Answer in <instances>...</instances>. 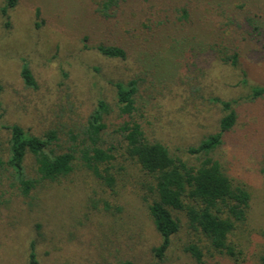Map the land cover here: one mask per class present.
<instances>
[{"label": "rangeland", "instance_id": "rangeland-1", "mask_svg": "<svg viewBox=\"0 0 264 264\" xmlns=\"http://www.w3.org/2000/svg\"><path fill=\"white\" fill-rule=\"evenodd\" d=\"M103 1L20 0L3 14L0 0V156L9 139L5 127L11 125L39 138L56 132L58 143L52 148L60 152L99 100L113 110L104 118L107 124L121 122L113 84L135 79L138 120L146 129L151 124L155 136L177 154L216 129L220 108L213 98L235 101L238 120L230 137L240 142L242 153L234 166L249 168V161H243L248 155L254 158L253 153L259 159L252 172L257 177L255 171L264 169V95L252 100L250 92L252 87L264 89V0H132L115 19L103 16ZM183 7L194 25L187 34L176 35V44L155 49L145 30L147 17L154 13L163 20ZM97 46L121 47L127 57L108 59ZM233 55L235 67L227 62ZM23 63L35 88L22 81ZM25 165L32 174L31 159ZM84 182L77 172L71 180L41 187L33 200L14 196L12 189L6 190L14 195L3 194L1 188L0 264H25L33 241L38 264H104L100 241L110 221L130 229V241L138 246L131 251L124 244V249L137 258L135 264H193L182 251L191 238L184 221L165 260L156 261L148 251L158 238L141 195L132 190L121 194L123 218L115 223L86 213ZM255 182L253 231L264 225V185ZM239 244L243 255L238 264H258L257 236L240 238Z\"/></svg>", "mask_w": 264, "mask_h": 264}, {"label": "trees", "instance_id": "trees-1", "mask_svg": "<svg viewBox=\"0 0 264 264\" xmlns=\"http://www.w3.org/2000/svg\"><path fill=\"white\" fill-rule=\"evenodd\" d=\"M3 1L2 13L6 14L20 0ZM129 1L132 0H104L103 16L117 18L118 11ZM169 13L163 20L155 18L154 13L146 19L145 30L151 33L155 49H160L159 44H176V35L187 34L194 25L186 7ZM96 50L108 59L127 57V52L118 46H97ZM227 62L235 67L237 56L227 58ZM20 75L26 87H36L26 63L22 64ZM137 87L135 79L115 82L114 104L121 122L107 124L104 118L113 110L99 100L87 123L70 136L69 146L60 152L52 148L58 143L54 131L39 138L18 125L5 127L9 139L5 154L0 156V191L3 189L5 194L9 192L6 189H12V195L33 200L41 187L71 180L78 172L88 184L83 186L87 214L91 211L103 219L114 218L116 223L123 218L121 194L132 190L141 195L144 213L158 238L157 245L148 251L156 261L165 260L184 221L191 238L182 245V251L193 264H238L243 255L239 240H248L251 235L257 236L261 246L258 264H264V225L252 230L254 181L264 185V169L255 171L257 177L252 173L258 169L259 160L253 153L250 155L254 158L240 156L245 158L243 163L249 161V168L239 170L234 166L242 150L240 142L230 137L238 120L235 101L213 98L212 102L220 108L216 129L188 145L184 154H177L155 136L151 124L148 130L138 120L141 115L136 106ZM250 93L254 100L264 95V89L252 87ZM28 158L32 174L26 171ZM110 222L111 225H102L104 264H135L137 258L125 254L128 250L124 249L125 245H130L131 251L138 246L130 241V229ZM34 247L33 241L25 264H38ZM144 254L140 248L139 255Z\"/></svg>", "mask_w": 264, "mask_h": 264}]
</instances>
